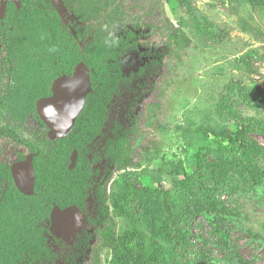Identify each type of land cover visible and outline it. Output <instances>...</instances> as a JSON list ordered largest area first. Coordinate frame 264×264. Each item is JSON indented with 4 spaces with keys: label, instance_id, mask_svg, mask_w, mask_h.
<instances>
[{
    "label": "rangeland",
    "instance_id": "obj_1",
    "mask_svg": "<svg viewBox=\"0 0 264 264\" xmlns=\"http://www.w3.org/2000/svg\"><path fill=\"white\" fill-rule=\"evenodd\" d=\"M41 1L57 10L64 26L73 29L79 18L67 10L62 0ZM15 3L20 9V1ZM130 5L132 8L127 11L130 16L140 18L139 23L129 24L126 30L119 26L108 30L114 37L133 34L129 49L120 58V92L110 99L112 104L106 103L107 110L110 107L111 125L104 130V138L99 139L102 142L94 145L95 139L88 148L89 158L100 160L93 169L94 190L99 191L108 183L111 199L104 203L101 197L93 198L92 212L88 210V215L79 212L80 225L69 240L54 235L58 241L50 246L59 254L55 255L54 264H111V251L100 250L105 237L113 235L132 252V264L137 261L138 264H180L182 259L178 254L172 258L171 252L154 250L158 244L155 234L165 235L161 229L164 218L158 215L161 223L149 225L138 204L145 188L157 186L149 178L137 176L134 170L118 168L116 154L119 157L122 142L126 145L125 152L132 153L139 146L156 141L161 149L160 157L167 161H178L180 157L187 175L197 176L205 168L204 156L212 160L219 151L232 162L239 156L238 152L223 148L226 144L213 137L197 142L185 154L183 141L172 130L182 123L185 110L192 109L202 94L216 102L219 92L229 88L231 81L243 80L253 91L243 89L227 96L228 101L235 102L238 122L264 120V41L261 39L264 12L250 8L242 12L231 10L224 0H130L127 6ZM181 21L187 23L185 29L180 27ZM93 26L106 27L104 17ZM21 31L19 25H13V38H18ZM185 38L192 41L189 49L185 47ZM206 44L220 47L205 49ZM235 59L238 62L232 63ZM216 66H224L225 74L212 75ZM158 118L166 129L153 128ZM111 136L121 143L112 146L107 141ZM245 137L253 146L247 149V156L264 172V135L247 133ZM156 165L152 164V168ZM141 166L145 168L149 162L142 159ZM165 177L170 188L172 179L167 173ZM122 185L131 189L132 196L122 192ZM222 200L221 213L211 211L212 223L199 216L192 224L198 225L194 232L200 239L195 245L196 252L208 256L210 264H240L241 259L249 264H264V247L254 236L264 237V183L256 192L226 195ZM224 211L228 214L224 215Z\"/></svg>",
    "mask_w": 264,
    "mask_h": 264
},
{
    "label": "trees",
    "instance_id": "obj_2",
    "mask_svg": "<svg viewBox=\"0 0 264 264\" xmlns=\"http://www.w3.org/2000/svg\"><path fill=\"white\" fill-rule=\"evenodd\" d=\"M24 1L25 9L17 12L14 8L13 16L14 22L22 30V36L13 40L6 29L9 27L7 21L0 27L1 60H51L52 62H44L40 66L32 64L31 70L36 75L47 74L52 77L71 73L77 64L85 62L92 70L96 90V94L88 98L85 116L89 115V119L97 116V120L91 126L85 145L72 147L73 145L67 144L66 141H60L56 152L47 156H44V151L41 153L38 160L39 180L33 196H25L16 189L10 168H0V177L11 181L9 191L0 196V264H30L45 258L52 259L55 255L51 252L49 244L54 242L55 238L49 229L53 208L85 207L86 192L93 185L92 169L95 164V161H90L87 157L88 144L101 131L106 103L118 90L121 82L120 58L129 49L133 37L132 32L114 37L108 30L118 26L126 30L129 24L137 25L140 20L136 15H129L127 10L132 6L128 7L127 4L130 0H62L67 10L79 18V22L74 24V35L64 26L55 10L47 8L46 5L41 6L43 1ZM224 1L231 5V10L238 9L242 12L250 8L264 12V0ZM11 14L9 11V17ZM103 17L106 27L94 28L93 23ZM170 25L173 28L172 24ZM180 27L185 29L187 23L181 21ZM89 38L91 40L87 43ZM261 39L264 41V38ZM184 42L186 49H189L192 45L191 39L185 38ZM81 43L85 44L84 48ZM219 47V44L204 46L205 49ZM237 62V59L232 61ZM40 68L42 70H39ZM225 70L224 66H216L212 75L222 76ZM234 82L229 83V88L225 85L227 88L219 92L216 102L211 101L207 94H202L192 109L185 110L182 123L171 130L183 141L185 154H189L197 142L213 137L226 144L223 148L238 152L236 162L216 151L212 160H208L207 156L202 158L205 167L202 173L190 176L187 175L185 163L180 157L178 161H167L160 157L161 149L156 141L139 146L132 153L125 152L126 145L122 142L119 157L116 154L120 170H134L138 173L137 176L149 178L156 184L154 189L145 188L138 208L143 209L144 218L149 225L161 223L158 215L163 216L161 229L165 230V235L161 232L155 234L154 238L158 244L154 250L157 253L171 252L172 258L178 254L182 259L180 264L211 263L208 256L200 251L196 252L195 249V245L200 242L194 233L198 225L192 226L197 217L201 216L204 221L212 223L211 211L214 214L221 213L222 197L253 193L264 183V172L251 156H247V149L253 146L245 137L247 133L264 135V120L250 119L249 123L238 122L234 111L235 102L228 101L227 96L235 91L253 89L243 80ZM161 120L156 119L153 128L166 129ZM85 122L81 118L80 123ZM112 143L120 144L121 141ZM74 148L80 151V157L76 168L70 170V158ZM142 159L147 160L149 166L143 168ZM154 163L157 165L152 168ZM166 173L172 179L170 188H167ZM122 186V192L126 193L127 197L132 196L131 189ZM99 194L104 203L110 201L108 183L99 188ZM106 212H109V208H106ZM227 214L228 212L224 211V215ZM201 225L202 223L199 224ZM254 236L264 247V237ZM105 249L111 251V264L133 263V254L128 246L120 244L114 235L105 237L100 251ZM240 264L249 263L241 259Z\"/></svg>",
    "mask_w": 264,
    "mask_h": 264
},
{
    "label": "flooded vegetation",
    "instance_id": "obj_3",
    "mask_svg": "<svg viewBox=\"0 0 264 264\" xmlns=\"http://www.w3.org/2000/svg\"><path fill=\"white\" fill-rule=\"evenodd\" d=\"M19 1L21 5L20 9L17 8V5L15 2L8 1L7 8H6V14L0 20V27L2 25H5L7 21L9 27L8 28L6 27V29L8 30V33L11 34V38L13 40L14 38L12 36L13 35L12 27L13 25H16L13 19V16H15L14 8H15V11L17 12L25 9V4H24L25 1L24 0H19ZM33 1L38 2L39 0H33ZM0 4H1V0H0ZM43 5H45V3H41V6ZM46 7L52 9L51 7H48L47 5ZM9 11L12 12L10 17L8 15ZM55 11L57 12V10ZM72 15L74 14L72 13ZM78 22L79 21H76L74 22V24ZM74 24H73V29H74ZM73 29L72 30L70 29L72 34L75 33V30ZM20 36H22L21 33H20ZM89 40L90 38L88 39L87 43H89ZM1 49H2V44H1ZM14 49L15 50L17 49L15 45H14ZM44 62L47 64L52 61L51 60H46V61L45 60H27L26 58H17V59L13 58V59L1 60V51H0V168L1 167H4L6 169L10 168L12 180L14 182L16 189L25 196H33L36 192L38 180H39V174H38V162L39 161L38 160H39L41 153L44 151L46 153L44 154V156H47L48 154L51 155L53 152H56L60 141H66L67 144L73 145L72 147L85 145L87 143L86 141H88L87 139L90 136L91 126H93L95 124L94 122H96L97 120V116H92L90 119L88 117L89 115L85 116V109L87 107L88 98L90 95L95 93V90H94L95 87H94V83L92 80V70L84 62L91 70L92 92L86 98L84 108L81 114L79 115V117L77 118L75 126L72 129V131L65 138L53 140L50 137V128L48 127L44 119L42 118L39 112L38 104L43 99L53 98L54 97V91H53L54 83L60 77L71 76L74 73V70L78 64L74 67L71 73H63L56 77H52L51 75H47V74L46 75H40V74L36 75V73L33 70H31V68H33L32 64H38V66H40ZM2 66H3L4 74H2ZM39 70H42V68H40ZM120 88L121 87H119L118 89ZM116 92L119 93L120 91L117 90ZM115 93L112 95V97L116 95ZM109 115H110V107H109V110H107V105H106L105 113H104V120L101 125V131L93 138V140L96 139L94 142V145H98L100 144V142H102V141H99V139L104 138L103 137L104 130L108 128L109 125H111L109 123L110 122ZM81 118H83L86 121L84 124L80 123ZM115 122L116 121H114L113 123ZM79 124H82V125H79ZM114 130L115 129H113L112 131L114 132ZM82 131L83 133L81 134ZM107 141L108 142L111 141L110 142L111 145H112V142H116L114 141V138H112V136L107 138ZM91 142L88 144V148L91 146ZM101 146L103 149V144ZM74 151H77L78 153V159H77V163H78V160L80 157V151L74 148L72 151V155ZM99 152H101V150H99ZM31 155L34 156L32 160V164H33V168L35 172L36 182H35L33 193L31 195H26L18 188L17 184L15 183L14 176L12 173V167L17 163L25 162L28 159V157ZM87 157L90 161H95V164L93 166V169H94V167L99 163L100 160H97L94 158L90 159L89 149H88ZM77 163H76V166H77ZM70 164H71V158H70ZM92 180H93V185L86 192L87 195H86V200H85V207L84 208L83 207H69V208H76L78 210L76 213L74 212V215H77L78 217L74 218V215H73V217L67 222L68 224L66 228L64 229L63 234L61 233L58 234L60 237L65 238L66 240H69L71 238L72 234L77 230V227L80 225V215H79L80 213L79 212L81 211V212H84V214L88 215V210L92 212V209L90 208L92 199L98 198L99 200L100 198L99 191L98 190L95 191L96 189L94 188L95 186L94 172L92 175ZM10 185H11V181L5 180L2 177H0V196L1 197L4 196L9 191ZM97 189H98V186H97ZM55 207L60 208L59 206H55ZM60 209L65 210L62 208ZM49 230L51 233V215H50V229ZM52 236L55 238V241H58L56 236H54L53 234ZM51 243L53 242H50L49 244V247L51 248V252L58 257L59 254L54 250V248H52L53 246L52 247L50 246ZM56 256H53L52 259L45 258L39 261L37 260L33 263L41 264V263L46 262V263L54 264L56 263V260H57Z\"/></svg>",
    "mask_w": 264,
    "mask_h": 264
},
{
    "label": "water",
    "instance_id": "obj_4",
    "mask_svg": "<svg viewBox=\"0 0 264 264\" xmlns=\"http://www.w3.org/2000/svg\"><path fill=\"white\" fill-rule=\"evenodd\" d=\"M16 0H1L0 20L6 14L7 2ZM1 51V34H0ZM54 97L43 99L39 102V112L50 128V137L53 140L65 138L74 128L81 114L86 98L92 92L91 70L84 63H79L71 76H63L54 83ZM33 155L25 162L17 163L12 167V173L18 188L26 195H31L34 190L36 177L32 164ZM78 159L77 151L71 157L70 170L76 167ZM66 210V209H65ZM55 207L51 213V233L56 235L53 228L61 212Z\"/></svg>",
    "mask_w": 264,
    "mask_h": 264
},
{
    "label": "bare ground",
    "instance_id": "obj_5",
    "mask_svg": "<svg viewBox=\"0 0 264 264\" xmlns=\"http://www.w3.org/2000/svg\"><path fill=\"white\" fill-rule=\"evenodd\" d=\"M78 210L76 208H68L66 210H63L61 212H58V217L56 218L55 224H54V232L57 236L58 234H63L64 229L67 226V222L73 217L74 212L76 213ZM78 217L77 215H74V218Z\"/></svg>",
    "mask_w": 264,
    "mask_h": 264
}]
</instances>
